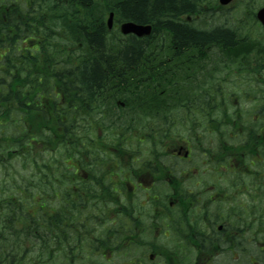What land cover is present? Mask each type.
Returning <instances> with one entry per match:
<instances>
[{"label": "flooded vegetation", "instance_id": "obj_1", "mask_svg": "<svg viewBox=\"0 0 264 264\" xmlns=\"http://www.w3.org/2000/svg\"><path fill=\"white\" fill-rule=\"evenodd\" d=\"M50 1L0 0V17L15 16L0 31L17 33L22 54L43 55L51 43L42 31L60 29L48 11L39 24L38 9ZM250 6L194 0L175 19L199 32H242ZM161 28L138 42L140 57L92 58L104 78L94 88L81 83L75 121L65 91L35 90L31 104L51 119L41 128L52 129L65 107L57 127L65 137L77 127L78 148L52 153L42 175L33 169L37 191L46 172L45 232L35 210L33 234H7L2 223L1 236L16 242L3 243L0 264H264L263 48L225 66L230 59L199 58L198 44L179 48ZM12 251L17 259L8 263Z\"/></svg>", "mask_w": 264, "mask_h": 264}, {"label": "trees", "instance_id": "obj_2", "mask_svg": "<svg viewBox=\"0 0 264 264\" xmlns=\"http://www.w3.org/2000/svg\"><path fill=\"white\" fill-rule=\"evenodd\" d=\"M44 1L46 0H42V3ZM193 1L70 0L66 6L63 0H60L62 6L59 10L67 11V14L63 15L58 12L57 6L52 5L57 1L51 0L38 9L39 24H45L46 15L42 11H48V18L50 19L54 14L56 20L54 25L58 21L60 29L42 31L44 35H49L45 41L51 44L40 56L35 55L33 49L22 54L16 42L17 33L0 31V167L4 165L6 168L0 178V225L2 223L6 225L7 234H33L35 211L36 213L39 211L38 216L41 220L39 232H45L48 199L46 172L39 182L40 185H44L40 187L41 191H37L32 179L33 169L41 168L42 175L45 170L43 168L48 166L47 159H50L52 153L66 152L69 146L76 150L78 148V128H72L73 133L65 137L57 127L65 107L56 113L55 126L52 129L41 128L42 123L48 125L51 119L49 112L34 108V104H31L32 95L36 94L35 90L38 87L65 91V97L69 101L70 120L75 121L78 119L81 105V83L85 82L94 88L98 87L104 78L101 64L93 61L92 58L99 56L101 51H104L105 56L140 57L142 47L138 42L147 40L156 33H162L161 27L166 29L167 39L178 42L179 48L187 47L190 43L198 44V57L211 58L216 64L224 59H230L224 61V65L237 67L240 62H231L233 59L253 56L254 51L260 47L263 48L264 55V39L251 40V37L243 36L236 28L199 32L190 29L186 24L177 23L175 17L191 8ZM111 11L115 13L117 22L133 20L151 24L153 26L151 36L138 38L133 35H122L116 28L110 30L107 16ZM12 24H15V16H12L11 20L9 18L7 22L0 17V26ZM27 32L30 33V30ZM112 42L131 44L115 46L109 44ZM205 44L212 45V48L204 47ZM68 46L69 51H67ZM64 52L69 53V56ZM14 74L32 76L9 77ZM47 74L64 76H40ZM54 97L61 100V96L57 94H54ZM41 137H44V140ZM36 139L39 144L36 143ZM36 150L39 153L38 160H34L33 156ZM58 161L62 162L61 159ZM58 168L63 169V165ZM39 198L42 204L37 206L35 203ZM3 233L4 230L0 226V253L4 242L9 244L14 240L10 236L7 238L1 236ZM14 254L16 253L12 251L7 255L8 263L16 262L17 257ZM0 260H2L1 255Z\"/></svg>", "mask_w": 264, "mask_h": 264}, {"label": "water", "instance_id": "obj_3", "mask_svg": "<svg viewBox=\"0 0 264 264\" xmlns=\"http://www.w3.org/2000/svg\"><path fill=\"white\" fill-rule=\"evenodd\" d=\"M230 0H222L223 3H227ZM113 13H111L110 18H109V26H112L113 23ZM258 17L264 24V7L259 11ZM121 31L123 33H134L138 36H144V35H149L152 31V26L150 24H139L133 21H126L121 24Z\"/></svg>", "mask_w": 264, "mask_h": 264}, {"label": "rangeland", "instance_id": "obj_4", "mask_svg": "<svg viewBox=\"0 0 264 264\" xmlns=\"http://www.w3.org/2000/svg\"><path fill=\"white\" fill-rule=\"evenodd\" d=\"M261 4L262 5H264V0H262L261 1ZM254 19H253V17L251 18V21H253ZM250 25H251V23H250ZM259 32H261V30H260V27H255V28H253V29H248V31L247 32H243L242 33V35L244 36V35H247L248 34V37H256L257 38V36L258 35H260V33ZM263 38H264V36H263ZM251 39V38H250ZM251 40H253V39H251ZM18 165V164H17ZM2 166V165H1ZM19 167H21V166H19ZM6 171V168L4 167V165L2 166V167H0V178L3 176V174H4V172Z\"/></svg>", "mask_w": 264, "mask_h": 264}]
</instances>
